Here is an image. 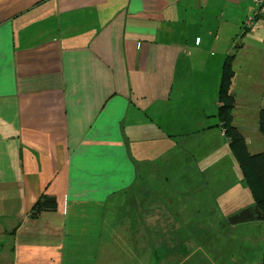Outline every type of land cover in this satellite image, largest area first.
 I'll return each mask as SVG.
<instances>
[{
  "label": "crops",
  "instance_id": "obj_1",
  "mask_svg": "<svg viewBox=\"0 0 264 264\" xmlns=\"http://www.w3.org/2000/svg\"><path fill=\"white\" fill-rule=\"evenodd\" d=\"M254 14L263 19L252 0H0V264H71L79 251L84 264H151L159 250H205L206 238L229 235L222 220L205 228L180 210L211 211L212 187L225 185L211 156L223 67L232 121L239 84L257 85L256 127L234 123L258 132L264 41L243 25ZM201 131L209 141L176 168L182 179L145 156L189 135L197 143ZM41 194L55 210L30 209ZM164 197L171 214L159 228ZM159 233L145 255L143 241Z\"/></svg>",
  "mask_w": 264,
  "mask_h": 264
},
{
  "label": "rangeland",
  "instance_id": "obj_2",
  "mask_svg": "<svg viewBox=\"0 0 264 264\" xmlns=\"http://www.w3.org/2000/svg\"><path fill=\"white\" fill-rule=\"evenodd\" d=\"M261 15L264 18V11ZM243 25L247 32L259 33L260 31L262 35V24L257 15L246 16L243 20ZM239 86L241 89L237 91L236 101L241 103V106L237 110L235 121L232 122H237L242 126L256 127V120L255 117H253L252 107L260 97L259 93L256 92L257 89L255 86L257 85H249L248 82H242ZM246 108L249 113L252 112V115L249 113L245 114ZM190 114L194 115V112L191 111ZM262 123L264 124V120ZM217 127L221 133L218 131L215 136L211 147V156L216 159L220 156V163L216 165V172L220 171L222 183L225 185H222L221 187H212V189L215 190L216 202L210 204L212 206L210 209L211 211H209V209L204 210L202 202H196L194 204L200 208L199 212L193 213L191 210L181 209L180 213L185 219L202 221L205 224V228H208L213 222L222 220L223 231L231 232L229 235L217 233L211 235V238H206L204 240L206 244L205 250L191 249L198 248L200 245L188 242L181 244L179 249L175 250L168 257L165 255L162 259H159V257L163 250H159L158 258L153 257L151 264L164 259L165 261L163 264H171L175 262H179L180 264H257L264 256V234L262 232V225L264 222L251 221L234 224L232 226L227 222L228 214L232 212L235 213L240 209L251 205V199L248 190L244 188L242 183H240L241 175L237 163L233 160L235 158L232 151L230 150L229 152L231 155H228L227 153L226 145L228 144L227 141H229V138L224 136L225 132L220 127V124L217 125ZM238 130L242 133L247 142V149L251 154L264 150V141L262 140L261 135L258 132H255L256 129L253 130L250 128L243 131L238 128ZM193 133L196 134L197 131H194ZM208 141L209 138L205 137L204 133L201 131L197 143L194 142L193 137L189 135L187 142L180 141L184 145H179V147H177L174 143L165 144L159 149L147 150L145 156L151 157L152 162H157L159 167L164 168L169 180L182 179V171L176 170V168L187 163L186 158L188 152L196 153L200 156ZM195 162V167L197 168H201L205 164L204 159H198ZM192 172H194V170ZM129 174L130 173L127 175L129 176ZM29 184L32 185L30 180ZM134 188H136L135 184ZM130 189L131 187L121 190L118 193H125L128 195ZM155 190L158 194H163L165 193L166 188L162 185H157L155 186ZM117 199V195H111L108 199L107 207H109L111 202H114ZM164 200L167 205L165 207L158 205L157 210L159 228L165 226L163 225V222L166 219V216L171 214V211H169V198L164 197ZM167 206L168 213L166 214ZM255 225H259V227L254 228ZM164 236L165 233H159L157 235L148 234L147 239L142 243L143 253L145 255L148 254V252L150 253L153 246L158 245L165 239ZM198 237L200 239L203 238V236L193 234H189L188 236L189 241H193ZM117 238L123 239L121 235H117ZM80 239H83V237L79 236V240ZM3 251L0 247V253ZM80 252L83 251H79L76 253L75 257H71V264H84V258L80 257L83 253Z\"/></svg>",
  "mask_w": 264,
  "mask_h": 264
},
{
  "label": "trees",
  "instance_id": "obj_3",
  "mask_svg": "<svg viewBox=\"0 0 264 264\" xmlns=\"http://www.w3.org/2000/svg\"><path fill=\"white\" fill-rule=\"evenodd\" d=\"M233 73L223 67L221 85L218 91L219 106L216 116L218 125L229 138V152L232 151L237 163L241 181L249 192L251 204H256L259 210L264 212V150L250 153L246 141L237 126L232 122L231 112L235 106V93L231 90ZM257 131L264 141V106L258 113ZM231 155V153H230ZM30 209L36 211H53L56 209L55 197L41 194L36 198ZM233 213V212H232ZM230 213V214H232ZM229 214V215H230ZM143 239V237H141ZM136 252H142L139 244L135 245ZM175 264V263H174ZM257 264H264V256Z\"/></svg>",
  "mask_w": 264,
  "mask_h": 264
},
{
  "label": "water",
  "instance_id": "obj_4",
  "mask_svg": "<svg viewBox=\"0 0 264 264\" xmlns=\"http://www.w3.org/2000/svg\"><path fill=\"white\" fill-rule=\"evenodd\" d=\"M251 221L264 222V212L259 210L256 204H251L227 216V222L231 225Z\"/></svg>",
  "mask_w": 264,
  "mask_h": 264
},
{
  "label": "built area",
  "instance_id": "obj_5",
  "mask_svg": "<svg viewBox=\"0 0 264 264\" xmlns=\"http://www.w3.org/2000/svg\"><path fill=\"white\" fill-rule=\"evenodd\" d=\"M255 4L259 6L260 12L262 13L264 11V0H252ZM262 24V38L264 41V18L260 21Z\"/></svg>",
  "mask_w": 264,
  "mask_h": 264
},
{
  "label": "clouds",
  "instance_id": "obj_6",
  "mask_svg": "<svg viewBox=\"0 0 264 264\" xmlns=\"http://www.w3.org/2000/svg\"><path fill=\"white\" fill-rule=\"evenodd\" d=\"M247 144V143H246Z\"/></svg>",
  "mask_w": 264,
  "mask_h": 264
}]
</instances>
